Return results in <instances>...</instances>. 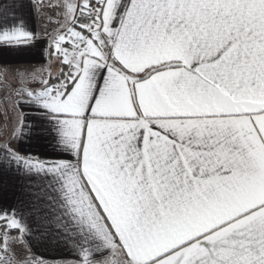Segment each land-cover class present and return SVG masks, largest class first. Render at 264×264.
<instances>
[{
    "label": "snow or ice",
    "instance_id": "snow-or-ice-1",
    "mask_svg": "<svg viewBox=\"0 0 264 264\" xmlns=\"http://www.w3.org/2000/svg\"><path fill=\"white\" fill-rule=\"evenodd\" d=\"M33 5L37 31L0 30V46L47 42L0 80V149L58 181L98 241L77 264H264V0ZM23 102L52 114L69 160L12 148ZM25 231L0 211V264H44Z\"/></svg>",
    "mask_w": 264,
    "mask_h": 264
},
{
    "label": "crops",
    "instance_id": "crops-1",
    "mask_svg": "<svg viewBox=\"0 0 264 264\" xmlns=\"http://www.w3.org/2000/svg\"><path fill=\"white\" fill-rule=\"evenodd\" d=\"M21 23L29 31L38 30L33 0H0V30ZM46 43L37 40L27 46H0V80L5 72L14 78L12 69L19 65L39 67L44 60ZM20 109L24 126L12 142V148L24 156L31 155L49 163L69 160L71 153L59 141L58 124L52 114L37 102H23ZM14 120L15 116L13 123ZM4 121L9 119L0 109V139L6 138L10 131L2 128ZM57 185L52 174L31 170L11 153L0 149V211L15 210L26 229L25 242L44 264H77L81 248L87 246L94 250L98 241L90 233L82 232L81 226L70 218ZM14 264L23 262L17 260Z\"/></svg>",
    "mask_w": 264,
    "mask_h": 264
},
{
    "label": "rangeland",
    "instance_id": "rangeland-1",
    "mask_svg": "<svg viewBox=\"0 0 264 264\" xmlns=\"http://www.w3.org/2000/svg\"><path fill=\"white\" fill-rule=\"evenodd\" d=\"M10 76H9V74L7 75L8 80L14 81L15 77L14 78H10ZM1 80H3V78ZM6 100H7V93L0 91V101H1L0 109L3 110V113H4V109H5V101ZM8 110H9V112H11V106L10 105L8 106ZM13 116H14V113H13ZM2 128L5 129V132H6V130L8 131V128H10V122L9 121L8 122L4 121ZM0 255H1V253H0Z\"/></svg>",
    "mask_w": 264,
    "mask_h": 264
},
{
    "label": "built area",
    "instance_id": "built-area-1",
    "mask_svg": "<svg viewBox=\"0 0 264 264\" xmlns=\"http://www.w3.org/2000/svg\"><path fill=\"white\" fill-rule=\"evenodd\" d=\"M1 255H2V253H1Z\"/></svg>",
    "mask_w": 264,
    "mask_h": 264
}]
</instances>
